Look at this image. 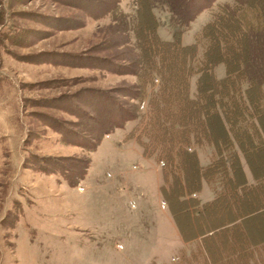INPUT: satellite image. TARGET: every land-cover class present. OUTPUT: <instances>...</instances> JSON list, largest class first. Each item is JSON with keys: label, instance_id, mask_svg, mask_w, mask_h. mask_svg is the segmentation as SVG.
<instances>
[{"label": "rangeland", "instance_id": "1", "mask_svg": "<svg viewBox=\"0 0 264 264\" xmlns=\"http://www.w3.org/2000/svg\"><path fill=\"white\" fill-rule=\"evenodd\" d=\"M88 1L0 0V264H172L174 259L176 236L161 228L153 249L148 244V252L138 251L142 237L133 224L139 209L131 204L138 206V193L153 192L162 164L125 140L135 121L87 149L93 147L98 123L109 115L90 105L118 103L147 115L149 96L147 91L138 103L128 95L139 89L133 71L144 58L142 33L132 25L135 0H120L112 16H101L98 3ZM225 1L230 0H216L182 29L181 44L194 42L216 5ZM154 13L159 38L170 40L175 27L167 12L155 7ZM139 16L140 23L148 22L147 10ZM214 74L224 75L223 64ZM195 77H190V93ZM261 124L264 129V117ZM196 150L206 164L211 149ZM253 154L251 168L260 174L264 147ZM84 166L73 185L60 175L65 167ZM210 196L203 183L199 199ZM170 200L175 222L185 237L192 235L181 205ZM242 221L251 239L264 238L262 214Z\"/></svg>", "mask_w": 264, "mask_h": 264}, {"label": "trees", "instance_id": "2", "mask_svg": "<svg viewBox=\"0 0 264 264\" xmlns=\"http://www.w3.org/2000/svg\"><path fill=\"white\" fill-rule=\"evenodd\" d=\"M90 1L98 3L101 16L118 12L120 0ZM215 1L135 0L132 25L142 33L144 58L133 71L139 78V89L128 95L141 103L149 92L147 115L118 103L113 107L102 103L100 108L90 105L109 115L103 125L98 123L93 147L87 149L93 150L102 135L135 121L124 138L134 140L143 157L162 164L160 193L169 206L172 197L183 213V197L199 190L204 180L214 196L192 207L211 224L224 226L226 220H233L230 215L264 216V164L258 163L262 172L255 174L250 159L255 156L253 152L264 147V0L218 3L195 41L181 44L182 29L201 11L211 9ZM155 7L164 9L169 24L175 27L170 40L158 36ZM142 9L147 10L148 22L140 23ZM217 64L224 67L221 78L214 74ZM193 75L194 90L190 93ZM203 145L211 147V155L205 165H200L196 149ZM242 161L250 167L253 183L245 182ZM85 169L65 167L60 175L73 185ZM228 215L230 218L224 219ZM259 248L264 251V240Z\"/></svg>", "mask_w": 264, "mask_h": 264}, {"label": "crops", "instance_id": "3", "mask_svg": "<svg viewBox=\"0 0 264 264\" xmlns=\"http://www.w3.org/2000/svg\"><path fill=\"white\" fill-rule=\"evenodd\" d=\"M204 146L206 145L200 147ZM209 148L211 149V147ZM196 154L198 157L197 150ZM199 164L202 165L200 161ZM240 168L245 182L253 183L254 176L251 174L250 167H247L242 161V167ZM151 170L155 174L158 172V169L155 167L151 168ZM158 173L160 176V172ZM160 180L158 177V181H156L155 177L153 183L154 190L152 189L153 192L149 193V195L145 194L146 191L138 193V196H140L139 201H137L138 206L133 207L139 209V213L135 214L134 220L136 221L133 224V228L142 237L139 241L138 251L141 253L148 252V244L153 249V236L161 228V230H167L168 232L172 231V234L176 236L174 240H176L177 248L175 254H172L174 258L171 262L172 264H263L264 251L262 248H259V245L263 242L264 238H256V240L250 238L248 230H246L242 221L244 218L247 219V217L235 216L231 218L233 220L230 222L226 220L224 226L221 223H215L214 225L206 217H202L203 214L200 215L199 212L194 210V207H192L193 204H201L209 201L214 196L213 191L204 180L200 181L199 190L183 197L185 204L182 214L186 215L189 223L193 225L192 235L185 237V233L180 229L177 222H175V216H173L168 208L169 204L167 200L160 193V185L162 183ZM203 183L209 188L211 196L201 201L199 196L203 189ZM125 184V182H122L118 187ZM136 188L137 191H141L139 185H136ZM149 200L153 203L152 207L149 206L151 203ZM160 203H163V206ZM151 208L154 211L150 212ZM226 218L230 217L228 216L224 219ZM143 243L145 245L141 248ZM259 253L261 254L259 255ZM136 258L138 259V257H135V262H137ZM146 259L147 255L143 260ZM160 261H158V264H163ZM152 264H154L153 260Z\"/></svg>", "mask_w": 264, "mask_h": 264}, {"label": "built area", "instance_id": "4", "mask_svg": "<svg viewBox=\"0 0 264 264\" xmlns=\"http://www.w3.org/2000/svg\"><path fill=\"white\" fill-rule=\"evenodd\" d=\"M131 206L134 207V204L132 203Z\"/></svg>", "mask_w": 264, "mask_h": 264}]
</instances>
